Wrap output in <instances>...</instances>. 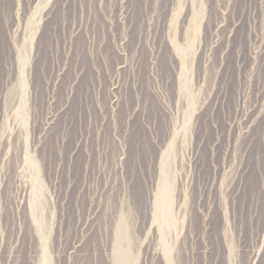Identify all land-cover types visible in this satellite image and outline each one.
Here are the masks:
<instances>
[{
    "label": "rangeland",
    "instance_id": "374dc122",
    "mask_svg": "<svg viewBox=\"0 0 264 264\" xmlns=\"http://www.w3.org/2000/svg\"><path fill=\"white\" fill-rule=\"evenodd\" d=\"M27 1L0 0V264H264V0Z\"/></svg>",
    "mask_w": 264,
    "mask_h": 264
},
{
    "label": "bare ground",
    "instance_id": "6f19581e",
    "mask_svg": "<svg viewBox=\"0 0 264 264\" xmlns=\"http://www.w3.org/2000/svg\"><path fill=\"white\" fill-rule=\"evenodd\" d=\"M18 1H19V0H18ZM35 1H36V0H28L27 2L31 4V3L35 2ZM17 5H18V4H17ZM36 5H37V3H36ZM36 5H35V6H36ZM38 5H39V4H38ZM17 7H18V6H17ZM30 8H31V7H30ZM24 13H25V12H24ZM37 24H38V23H37ZM36 27H37V26H36ZM16 30H17V29H16ZM38 30H39V29H38ZM36 32H37V31H36ZM34 37H35V36H34ZM31 39H32V38H31ZM20 71H21V70H20ZM8 75H9V74H8ZM9 77H10V76H9Z\"/></svg>",
    "mask_w": 264,
    "mask_h": 264
}]
</instances>
